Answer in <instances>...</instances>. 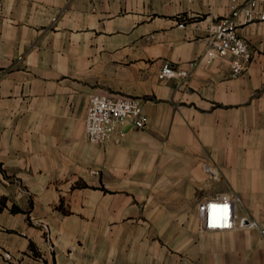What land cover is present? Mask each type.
I'll use <instances>...</instances> for the list:
<instances>
[{"label":"crops","instance_id":"1","mask_svg":"<svg viewBox=\"0 0 264 264\" xmlns=\"http://www.w3.org/2000/svg\"><path fill=\"white\" fill-rule=\"evenodd\" d=\"M230 2L0 0V264H264V21L239 26L240 75L204 58ZM96 93L145 126L90 142ZM222 194L257 227L203 229Z\"/></svg>","mask_w":264,"mask_h":264},{"label":"built area","instance_id":"2","mask_svg":"<svg viewBox=\"0 0 264 264\" xmlns=\"http://www.w3.org/2000/svg\"><path fill=\"white\" fill-rule=\"evenodd\" d=\"M264 21V0H231L229 14L219 20L212 21L207 26V45L204 58L207 63L221 59L231 68V75L243 73L246 64L251 60L252 53L248 42L239 34V26L253 22ZM196 63L188 68L175 67L167 62L163 65L160 78H175L185 80ZM130 121L136 128H143L147 115L138 98L130 96H112L104 93L92 94L85 117V132L92 143H103L117 132L118 125ZM97 173V171H92ZM233 200L227 194H222L212 200L203 201L198 206L201 226L205 230L222 231L233 228H255L257 223L247 217L235 220ZM48 232L47 225H43ZM49 236V234H48ZM50 240V238L48 237ZM49 247L54 248L50 242ZM0 256L6 260L12 254L0 245Z\"/></svg>","mask_w":264,"mask_h":264}]
</instances>
